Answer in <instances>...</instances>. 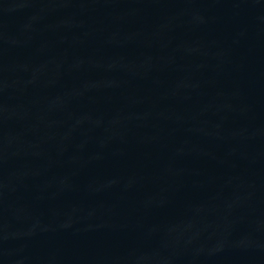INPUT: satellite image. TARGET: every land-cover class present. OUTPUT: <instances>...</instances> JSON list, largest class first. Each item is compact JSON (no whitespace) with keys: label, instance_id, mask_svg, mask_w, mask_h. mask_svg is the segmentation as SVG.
Wrapping results in <instances>:
<instances>
[{"label":"water","instance_id":"1","mask_svg":"<svg viewBox=\"0 0 264 264\" xmlns=\"http://www.w3.org/2000/svg\"><path fill=\"white\" fill-rule=\"evenodd\" d=\"M0 264H264V0H0Z\"/></svg>","mask_w":264,"mask_h":264}]
</instances>
